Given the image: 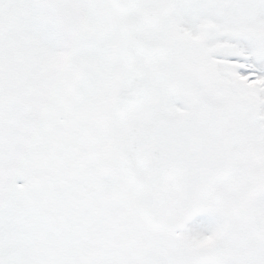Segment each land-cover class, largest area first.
Segmentation results:
<instances>
[{
	"label": "snow or ice",
	"instance_id": "1",
	"mask_svg": "<svg viewBox=\"0 0 264 264\" xmlns=\"http://www.w3.org/2000/svg\"><path fill=\"white\" fill-rule=\"evenodd\" d=\"M0 264H264V0H0Z\"/></svg>",
	"mask_w": 264,
	"mask_h": 264
}]
</instances>
